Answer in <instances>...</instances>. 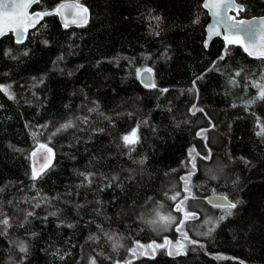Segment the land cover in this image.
<instances>
[{"label":"trees","instance_id":"trees-1","mask_svg":"<svg viewBox=\"0 0 264 264\" xmlns=\"http://www.w3.org/2000/svg\"><path fill=\"white\" fill-rule=\"evenodd\" d=\"M65 1L43 0L33 10ZM203 1L80 0L90 9L84 26L64 28L53 15L23 43L12 33L0 38V84H11L15 94L9 99L0 91V202L14 217L7 235H0V264H20L22 257L23 264H89L93 256L97 264L129 259L131 264H264V137L256 135L258 123L264 125V100L247 103L256 97L250 81L264 74V58L220 38L206 48L209 15ZM237 1L245 6L239 17L264 14V0ZM9 49L11 55H5ZM144 68L152 69L155 88L145 87L137 75ZM194 80L198 92L189 91ZM194 104L203 113L192 115ZM96 105L97 112H88ZM85 115L87 125L77 120ZM68 120L83 130L51 135ZM137 123L141 141L129 154L121 136ZM201 129H208L206 140L197 136ZM33 132L55 151L52 166L35 182L29 159L36 147ZM192 148L199 155L191 177L196 198L188 201V210L199 219L188 220L185 230L199 243L184 241L186 254L170 256L157 248L132 257L128 249L137 241L162 244L167 238L174 245L182 240L176 225L164 230L147 221L159 211L172 212L179 223L182 213L164 193L171 195L173 185L181 190L180 177L191 171ZM128 170L136 171L135 181L119 187L100 191L99 180L79 186L81 172L123 179ZM37 190L50 203L42 202L20 227L16 208H31L21 198ZM210 195L241 203L216 224L224 211L208 201ZM209 228L214 231L204 235ZM104 232L123 247L114 251ZM20 241L27 243V254L19 252Z\"/></svg>","mask_w":264,"mask_h":264},{"label":"snow or ice","instance_id":"snow-or-ice-1","mask_svg":"<svg viewBox=\"0 0 264 264\" xmlns=\"http://www.w3.org/2000/svg\"><path fill=\"white\" fill-rule=\"evenodd\" d=\"M43 0H0V37H3L7 35L9 32H11L15 37L16 43H22L23 40L26 37V33L30 28H35L37 24L40 23L45 17L56 15L60 17L63 21V27L67 28L69 27V24H74L77 26H83L88 23L89 19V9L84 6L80 0H74L72 3H58L53 8L48 9L46 7H42V9H38L36 11L30 12L29 10L33 7V5H41L42 6ZM203 7L205 9H209L212 14L216 17V22L213 24L209 29V39L214 36H221L222 33L220 31L221 28L224 29L225 34L223 35V39L226 42V45H242L243 41L240 39V33H247L248 36L254 37L259 35L261 37L262 43L258 46L255 42L251 43L252 50L249 51V47L245 46L244 50L248 52L249 55H258L259 58H264V20L259 21V23H255L251 20H237L235 16H228L227 13L229 11L235 10L237 13L243 10L242 6L237 5L234 0H207L203 4ZM223 9V12L221 11ZM153 19L159 21V17H153ZM197 21H194V23ZM46 26V25H42ZM158 35V33H157ZM47 43V41H45ZM259 48V51L257 52V49ZM227 51V48L225 49ZM5 55H11V49L7 50ZM27 51L24 52V55H27ZM13 59H16V57H13ZM60 59H63V57H60ZM223 59V56L220 58ZM152 69L151 68H144V69H137V75L138 76H148V80L150 82H145L144 86L149 88H155L156 85L154 82H151V74ZM236 76L240 75V72L235 73ZM203 77H197V79H202ZM36 79L35 77L33 78ZM37 83L42 84L43 79L39 80ZM231 83L236 84L237 82L235 79L231 81ZM250 84L253 88L257 89V95L253 99L249 100L247 103L250 106L251 104H254L256 100H264V74H261L260 78L258 80H251ZM196 81H193V88L189 89V91H197L195 87ZM36 85L34 84L33 87ZM12 85H4L0 84V91H3L9 99H15V94L11 91ZM162 92H167L168 89H161ZM98 105L89 108L88 112H97ZM191 114L195 115L197 112L203 113L202 108H197L194 104L192 108L190 109ZM100 115H104L103 113H100ZM89 116H80L77 117V120L84 125H87L89 123ZM104 119H111L110 117L104 116ZM144 124L147 123V121L143 122ZM41 128H47V125H41L39 126ZM141 124L137 123V125L131 129V131L127 134H124L121 136V141L123 144V147L128 149V153L134 152L135 146L140 143L141 136L139 135ZM214 127V125H212ZM259 131L256 133L257 136L264 137V125H261L258 123ZM71 128H78L79 125L75 123L73 120H68L67 122L61 124L59 127H57L54 132L51 134L52 136H55L61 132L67 131ZM83 130V129H79ZM97 131H103V129H97ZM208 129H201L197 132V136H200L202 139H207L206 133ZM40 135L38 132H33L32 136L33 139L36 140V148L29 154V159L33 161L31 166V174L30 179L35 182L43 177V175L46 173L47 169H49L52 166V160L55 156V153L53 152V149L49 147L48 143H41L37 137ZM51 141V137H49V143ZM195 148H192L189 150V157L191 158V171L186 176H181L180 180L182 181L181 190L177 191L174 190L175 186L173 185V189H171V195H169V192L166 191L164 193L165 196L168 197L171 201L174 202V208L173 210L175 212L182 213V218L179 220V223H177V217L172 214V212H169L168 214H161L159 211H156L155 218L151 219L150 221H147L151 225H161L164 230H167L170 226L176 225V231L181 233L182 240L177 241L174 245L172 241L165 238L164 242L162 244H156L155 242L144 245L140 244L138 241L135 242V246L128 249V251L131 253L132 257L144 256L148 255V250H151L153 253L157 248H165L167 249L168 255H181L186 254V244L184 241H186L188 244H198L199 241L192 240L188 236V232L185 230V223L188 220H196L199 219L198 214L195 211H189L188 210V201L190 199H195V195L192 192L191 187V177L195 173L196 169V156L199 155V153H195ZM39 154V160L42 161L39 163V166H37V156ZM204 159L210 158L208 156L202 157ZM139 164H143L144 160L138 161ZM79 175L83 178L80 182L79 186L84 187H90L92 186L97 180L100 181L99 184V190L103 191L105 188H111L114 184L119 187L121 184L126 180L128 182H133L136 179V171L135 170H128V175L125 176L123 179L119 174H112V175H105L103 173H97L94 171H88V172H81ZM33 189H35L36 185L33 183L31 186ZM4 189L0 187V192H3ZM181 192H183L185 195H181ZM22 201L25 204L31 205V208H25V209H19L18 206L16 208V212L20 215H17L15 219L18 220V226L23 227V225L28 221L29 217H34L36 215L35 209L41 207V203H50L51 198L47 197V195L41 196L39 191L37 190V193L33 197H22ZM219 201L222 202H215L214 206L217 208H221L224 211V215L219 217V220L215 223L218 224L220 220H224L226 217L231 216L233 214L232 210L236 209L238 204L241 203V201H231L228 199L226 195L221 196L218 198ZM35 201V203H33ZM99 204L100 202L97 201ZM211 203V201H210ZM8 204H12V201L9 200ZM57 212H50L49 215L56 216ZM47 217H45L46 219ZM13 219L14 217L9 216L5 211L3 207V202H0V235H7L8 229L13 226ZM213 223L212 220H205L204 224H211ZM68 227H73L74 225L69 224ZM98 227H101L98 225ZM214 231V228H209L207 232L204 233V235H210L211 232ZM35 235V233H33ZM104 235L108 237L110 241H113L112 247L113 250H117L119 247H123L119 243L118 240H115L113 236L108 235L107 232H104ZM90 239L98 240V237H90ZM171 245V247H169ZM17 247L19 249V252L21 253H28V245L24 241H20L17 244ZM100 255H103V253H100ZM20 264H23V257L21 258ZM89 264H97L96 257H90ZM115 264H121L120 261H116ZM124 264H131V259L124 261Z\"/></svg>","mask_w":264,"mask_h":264},{"label":"water","instance_id":"water-1","mask_svg":"<svg viewBox=\"0 0 264 264\" xmlns=\"http://www.w3.org/2000/svg\"><path fill=\"white\" fill-rule=\"evenodd\" d=\"M72 2H74V0H68V1H65V2H63V3H72ZM205 2H207V0H204V1H203V4H204ZM234 2H235L237 5L242 6V8H243L242 11H244L245 6H244L243 4L239 3L237 0H234ZM81 3H82V2H81ZM82 4H83L84 6H86V7L89 9L88 5H86L85 3H82ZM34 6H35V5H33V7L29 10L30 12L36 11V10H33V9H34ZM206 10H207L208 15H209V21H208V23H207V25H206V37H205V42H204V44H205L206 48H208L209 45H210V43H211V41H212L213 39H215V38H220V39L224 40V39H223V35L225 34V31H224L223 28H221V29H220V31H221V33H222L221 36L217 37V36H214V35H213V36L211 37V39L208 38V37H209L208 29H209L213 24H215V22H216V17L212 14V12H211L209 9H206ZM221 11L223 12V9H222ZM240 12H241V11H240ZM240 12H239V13H240ZM239 13H237L235 10H232V11H229V12L227 13V15H228V16H235L237 20H246V21H247V20H251V21H253V22H255V23H259V21L264 20V14H263V15L251 16V17H239V16H238ZM89 19H90V9H89ZM89 19H88V21H89ZM59 20H60L61 24L63 25V21H62V19H61L60 17H59ZM42 21H43V20H42ZM42 21H40V23H41ZM40 23H39V24H40ZM39 24H37V26H38ZM75 26H77V25L69 24V27H75ZM83 26H84V25H83ZM32 29H34V28H30V29L28 30V32L26 33V37H25V39L23 40V42L26 40V38H27V36H28L30 30H32ZM10 33H11V32H9L8 34H10ZM12 35H13V34H12ZM239 35H240V39L243 41V44H242L243 47L248 46V47H249V51L252 50V48H251V43H252V42H255L258 46L262 43V41H261V37H260L259 35L254 36V37H251V38L248 36L247 33H240ZM13 37H14V35H13ZM0 38H2V37H0ZM14 39H15V37H14ZM23 42H22V43H23ZM258 51H259V48L257 49V52H258ZM247 54H248V52H247ZM248 55H249V54H248ZM250 56L253 57V58L259 59L258 55H255V56H254V55H250ZM150 76H151V82H154V75H153V72H151ZM140 80H141V82H142L143 84H145V82H150V81L148 80V76H147V75H145V76H140ZM49 147H51V146L49 145ZM35 148H36V147H35ZM51 148H52V147H51ZM52 149H53V148H52ZM53 152L55 153L54 149H53ZM54 159H55V156H54V158H53V160H52V163L54 162ZM36 160H37V166H39V163L42 162V161L39 160V154H38ZM32 163H33V161L31 160V165H32ZM221 196H223V195H214V196H210V197H208V201H209V202L211 201L212 204H214L215 202H222V201H219V199H218V198L221 197Z\"/></svg>","mask_w":264,"mask_h":264},{"label":"bare ground","instance_id":"bare-ground-1","mask_svg":"<svg viewBox=\"0 0 264 264\" xmlns=\"http://www.w3.org/2000/svg\"><path fill=\"white\" fill-rule=\"evenodd\" d=\"M210 196H214V195H210ZM210 196H209V197H210ZM207 199H208V198H207Z\"/></svg>","mask_w":264,"mask_h":264},{"label":"flooded vegetation","instance_id":"flooded-vegetation-1","mask_svg":"<svg viewBox=\"0 0 264 264\" xmlns=\"http://www.w3.org/2000/svg\"><path fill=\"white\" fill-rule=\"evenodd\" d=\"M241 4H243V3H241ZM76 27V26H75Z\"/></svg>","mask_w":264,"mask_h":264},{"label":"rangeland","instance_id":"rangeland-1","mask_svg":"<svg viewBox=\"0 0 264 264\" xmlns=\"http://www.w3.org/2000/svg\"><path fill=\"white\" fill-rule=\"evenodd\" d=\"M256 95H257V93H256Z\"/></svg>","mask_w":264,"mask_h":264}]
</instances>
